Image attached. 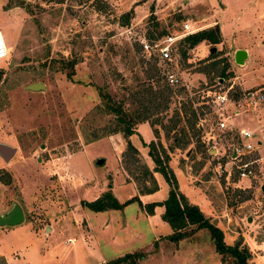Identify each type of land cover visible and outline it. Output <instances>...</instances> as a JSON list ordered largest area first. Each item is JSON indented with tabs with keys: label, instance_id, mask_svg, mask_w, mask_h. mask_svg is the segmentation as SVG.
<instances>
[{
	"label": "rangeland",
	"instance_id": "1",
	"mask_svg": "<svg viewBox=\"0 0 264 264\" xmlns=\"http://www.w3.org/2000/svg\"><path fill=\"white\" fill-rule=\"evenodd\" d=\"M0 4L10 48L0 58V143L17 149L9 161L0 154V214L16 203L25 213L23 223L0 227V264H110L128 253L143 254L138 264H234L222 260L207 228L171 240L165 207L149 212L147 198L164 201L171 188L155 169L152 145L169 155L180 191L223 229L224 240L247 246L249 264H264V103L250 108L245 98L264 92V0ZM216 20L228 41L220 34L216 44L182 43L170 61L144 51L145 42L181 33L186 21L206 28ZM240 43L251 45L249 65L234 61ZM164 72L181 73L187 86L170 93ZM36 82L45 87L28 88ZM230 87L221 110L230 118L221 128L208 90ZM108 103L148 119L127 135ZM191 109L199 116L194 130ZM177 112L183 122L169 131ZM242 129L255 136L241 141ZM248 141L255 150L235 156ZM243 162L251 163L250 177L240 175ZM104 193L122 207L87 206ZM134 198L140 201H128Z\"/></svg>",
	"mask_w": 264,
	"mask_h": 264
},
{
	"label": "trees",
	"instance_id": "2",
	"mask_svg": "<svg viewBox=\"0 0 264 264\" xmlns=\"http://www.w3.org/2000/svg\"><path fill=\"white\" fill-rule=\"evenodd\" d=\"M167 34L170 33H164V37ZM220 34L221 31L219 25L205 28L184 37L178 42V46H180V44L182 43H185L189 47L193 48L204 41H209L216 44L220 42ZM186 53L187 51H184L185 55ZM155 60H158V58H156ZM72 69V72L68 73L70 77L74 75V67ZM166 75L167 72H164L162 77L163 79L165 77V81L167 80ZM167 87L170 93H172L173 86L167 85ZM150 92H152V88H150ZM157 96L158 94L155 93L153 97L156 98ZM107 100L112 102L110 96H108ZM108 107L110 108L111 112L115 113L116 117L121 123L126 124V126L121 130H124L127 135H132L137 125L148 119L144 112L141 114L139 112H136L134 115H130L122 108L121 105L118 104L108 103ZM176 117L177 118L173 120V125L170 127L169 131L176 128L181 122H183L180 112L176 113ZM198 118L199 116L197 115L196 111L194 109H191V114L187 122L190 124L193 130L197 129L196 126L198 123ZM135 125L136 127H134ZM181 129L185 131L184 128ZM184 136L187 137L188 135L184 134ZM174 139L175 141H179L181 138L175 136ZM150 147L151 149L149 151V155L156 164L155 169L165 176L171 188L168 197L164 201L153 202L151 204H148L147 206L150 213L154 212V208L157 205L165 207V211L162 215L163 219L168 222L173 229V233L170 234L168 238L177 241L188 234L194 233L196 230L207 228L211 232V237L215 243L216 250L222 256L223 261H225L227 257H231L234 260V264H249V258L251 257L250 249L242 243L231 245L224 240L223 229L211 222V220L207 218L202 212L200 207L197 204H191L187 196L180 191L176 176L174 172L169 169V155L166 154L164 150L163 153H165V155L162 156L155 145H152ZM146 192L151 191L148 190ZM133 200L140 201L138 198L130 199L128 201ZM87 206L96 212H102L110 208L118 209L122 207V204L118 202V200L112 193H104L96 200L87 202ZM142 257V253H136L135 255L128 253L111 261L110 264H138V258Z\"/></svg>",
	"mask_w": 264,
	"mask_h": 264
},
{
	"label": "built area",
	"instance_id": "3",
	"mask_svg": "<svg viewBox=\"0 0 264 264\" xmlns=\"http://www.w3.org/2000/svg\"><path fill=\"white\" fill-rule=\"evenodd\" d=\"M195 1V0H191ZM1 5V4H0ZM199 27H194V24L190 21H186L183 24V31L181 33H170L167 34L163 39L156 41L155 43L145 42L143 44L144 51L151 57L157 56L161 61H170L173 59L174 52L178 46V42L184 37L193 34L199 31ZM10 48L7 46L6 39L3 33L0 31V58H3L5 55H8ZM181 73L177 75L176 73H167L166 79L170 83V85H186V82H183V78L181 79ZM232 90V87L225 90H208L209 95L213 96L214 99L212 101L217 104L215 108L217 114L219 115V125L221 128H225L227 126V121L230 116H226L225 112L221 111L225 105L230 101L229 93ZM245 98L247 99V105L250 108H255L264 103V92H259L258 90H249L245 93ZM237 113L240 110H236ZM261 128V129H260ZM259 132L264 137V126L258 127ZM239 138L241 139H250L255 136V132L242 129L238 133ZM263 139V138H262ZM262 140L260 139V143ZM255 150V146L252 142L248 141L246 143H242L241 147H238L234 152L235 156L245 155ZM242 160V159H241ZM240 160V161H241ZM240 175L241 177H250L252 174L251 163L243 162L239 165Z\"/></svg>",
	"mask_w": 264,
	"mask_h": 264
},
{
	"label": "water",
	"instance_id": "4",
	"mask_svg": "<svg viewBox=\"0 0 264 264\" xmlns=\"http://www.w3.org/2000/svg\"><path fill=\"white\" fill-rule=\"evenodd\" d=\"M216 47L212 48V52L216 51ZM248 58V52L245 49H238L235 54V62L239 65H244L245 60ZM45 87L44 84L36 82L28 86L31 90H39ZM17 152L15 147L10 145L0 143V154L9 161ZM262 191H264V184L262 186ZM25 221V213L21 204H14V206L6 213L0 214V227L2 226H15L21 224Z\"/></svg>",
	"mask_w": 264,
	"mask_h": 264
},
{
	"label": "crops",
	"instance_id": "5",
	"mask_svg": "<svg viewBox=\"0 0 264 264\" xmlns=\"http://www.w3.org/2000/svg\"><path fill=\"white\" fill-rule=\"evenodd\" d=\"M215 25H219V27H220V31H221V34H222V36L224 37V39L226 40V41H228L229 40V38L228 37H225V35H224V31H223V29H222V27H221V24H220V22H219V20L217 21H215L213 24H210V25H208V26H205L206 28H209V27H213V26H215ZM200 29H205V28H200ZM199 29V30H200ZM259 34H261V33H259ZM256 43L257 44H255L254 46H255V48L257 47V46H259V48H260V45H261V43H262V41H263V38H262V36L260 37V38H257L256 40ZM254 43V42H253ZM251 45H243V44H241L240 43V45L234 50V61H235V54H236V51L238 50V49H245V50H247V52H248V58H246V60H245V64L244 65H249L250 64V60L252 59V57H253V54H252V49H251V47H250ZM246 93V92H245ZM139 125V124H138ZM150 194H147L146 195V197L147 196H149ZM143 201H145L144 199H142ZM147 201H149V202H156V200H150V199H148L147 198ZM164 213V212H163Z\"/></svg>",
	"mask_w": 264,
	"mask_h": 264
}]
</instances>
